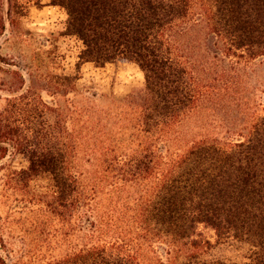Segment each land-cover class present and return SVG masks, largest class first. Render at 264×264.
Masks as SVG:
<instances>
[{
    "label": "trees",
    "instance_id": "16d2710c",
    "mask_svg": "<svg viewBox=\"0 0 264 264\" xmlns=\"http://www.w3.org/2000/svg\"><path fill=\"white\" fill-rule=\"evenodd\" d=\"M210 1L199 13L193 0H51L67 14L65 35L83 45L80 63L134 64L144 74V90L128 105L139 145L129 157L104 154L106 169L125 183H147L133 207L105 208L82 184L65 115L0 55V161L14 153L28 164L12 171L10 185L47 177L40 207L68 232L109 239L42 264H143L140 251L162 238L190 251L156 264H239L202 259L199 226L247 245L244 264H264V117L234 143L200 141L181 154L158 146L195 110L226 103L236 60L264 57V0ZM7 4L0 37L15 20L18 3ZM0 231V264H20L1 217Z\"/></svg>",
    "mask_w": 264,
    "mask_h": 264
},
{
    "label": "rangeland",
    "instance_id": "374dc122",
    "mask_svg": "<svg viewBox=\"0 0 264 264\" xmlns=\"http://www.w3.org/2000/svg\"><path fill=\"white\" fill-rule=\"evenodd\" d=\"M15 1V20L6 23V31L0 37V55L15 65L14 69L27 81L32 77L34 83L30 86L65 115V124L75 134L73 169L82 184L95 189L93 193H97L105 208L133 207L134 199L146 195L147 183H125L114 171L106 169L104 154L106 150H116L119 157H129L139 145L135 116L128 105L131 96L145 88L143 72L134 64L97 67L80 63L83 45L65 35L68 17L63 9L52 6L51 0ZM193 1L199 13L212 9L210 0ZM0 3V12L5 14L7 0ZM236 61L235 89L226 103L195 110L169 140L158 143L161 151L168 148L170 153L181 154L200 141L234 143L246 137L255 122L264 117V57ZM44 85L47 86L42 89ZM27 167L25 159L14 153L0 161V217L6 238L17 251L14 262L42 264L86 245L109 241L68 232L56 217L40 207L39 196L50 188L47 177L25 180L20 187L10 185L12 171ZM195 236L203 243L198 252L202 259L248 263L247 245L219 239L205 226H199ZM186 251H190L186 243L172 244L162 238L151 248L144 247L140 256L143 264H156L158 259L167 262L182 257Z\"/></svg>",
    "mask_w": 264,
    "mask_h": 264
}]
</instances>
